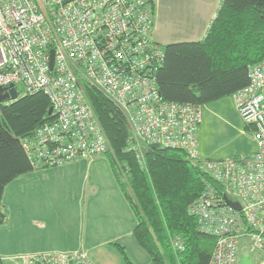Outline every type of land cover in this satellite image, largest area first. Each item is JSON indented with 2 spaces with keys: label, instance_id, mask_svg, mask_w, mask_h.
I'll list each match as a JSON object with an SVG mask.
<instances>
[{
  "label": "built area",
  "instance_id": "built-area-1",
  "mask_svg": "<svg viewBox=\"0 0 264 264\" xmlns=\"http://www.w3.org/2000/svg\"><path fill=\"white\" fill-rule=\"evenodd\" d=\"M153 5L155 0H0V86L4 93L14 86L19 98L45 93L54 116L23 139L34 168L108 150L87 87L126 115L137 143L133 149L139 142L159 143L199 160L201 107L166 101L159 91L157 72L166 54L152 38ZM249 78L234 98L245 123L254 127L257 148L238 162L205 161L216 184L206 182L190 207L199 230L217 239L209 264H241L243 240L261 252L257 264H264V60L250 67ZM174 244L185 249L180 237ZM23 258L27 264H94L83 250Z\"/></svg>",
  "mask_w": 264,
  "mask_h": 264
},
{
  "label": "trees",
  "instance_id": "trees-1",
  "mask_svg": "<svg viewBox=\"0 0 264 264\" xmlns=\"http://www.w3.org/2000/svg\"><path fill=\"white\" fill-rule=\"evenodd\" d=\"M164 49L165 62L157 81L166 101L193 103L202 109L204 103L232 95L249 85L250 67L264 60V0H223L204 39L168 43ZM87 93L116 152L109 156L110 163L135 212L134 232L140 246L155 264H209L217 239L200 231L197 217L189 211L206 182L216 184L205 161L193 160L183 149L145 145L142 163L129 149L131 129L126 115L99 90L87 87ZM50 110L43 92L0 104V227L9 217L2 202L6 186L35 170L23 139L54 119ZM247 127L254 131L252 125ZM120 162L127 169L126 182ZM177 237L184 250L175 246ZM118 248L134 264L125 248ZM0 264H5L2 257Z\"/></svg>",
  "mask_w": 264,
  "mask_h": 264
},
{
  "label": "crops",
  "instance_id": "crops-1",
  "mask_svg": "<svg viewBox=\"0 0 264 264\" xmlns=\"http://www.w3.org/2000/svg\"><path fill=\"white\" fill-rule=\"evenodd\" d=\"M222 1L155 0L154 40L165 45L155 28L172 22H185L186 32L200 35L183 41L204 39ZM2 202L9 211L7 223L0 227V257L5 264H25L23 257L36 253L73 250L85 251L94 264H132L118 245L134 264H155L137 241L135 212L107 157L30 171L6 186Z\"/></svg>",
  "mask_w": 264,
  "mask_h": 264
},
{
  "label": "rangeland",
  "instance_id": "rangeland-1",
  "mask_svg": "<svg viewBox=\"0 0 264 264\" xmlns=\"http://www.w3.org/2000/svg\"><path fill=\"white\" fill-rule=\"evenodd\" d=\"M180 25L174 22L168 25L159 24L156 25L155 33L164 44L173 43L174 41L196 40L198 39V36H200L192 32H186L184 29L186 25L185 22L180 23ZM18 88L21 92L23 91L21 85H18ZM202 119L203 123L201 125L202 128L200 133V152L206 151L210 155H205L202 154V152H199V160L225 162L233 160L236 157H246L256 150L257 144L254 139V131L252 128L247 127V124L243 120L240 111L237 108L234 94L204 103L202 105ZM105 134L108 137L109 148L101 156L105 158L107 157L110 161L109 156H116V152L113 149L111 140L106 131ZM131 134L128 138L129 149L136 153L137 149L141 158H144L146 144L139 142V145L141 146L133 149L134 147L132 148V145L137 143L134 140H131L133 136V134ZM140 156H138L139 160ZM117 164L123 177L122 179L126 182L128 178L126 172L127 169H123L121 167L123 166L121 162ZM59 167L60 166H49L45 168H35V171L44 169L56 170ZM80 170H83L82 167ZM10 188H12V185ZM259 253L261 252L251 247L250 242L243 240L240 252L241 264H257ZM25 264H27V262H25Z\"/></svg>",
  "mask_w": 264,
  "mask_h": 264
},
{
  "label": "water",
  "instance_id": "water-1",
  "mask_svg": "<svg viewBox=\"0 0 264 264\" xmlns=\"http://www.w3.org/2000/svg\"><path fill=\"white\" fill-rule=\"evenodd\" d=\"M70 0H66V2H68ZM52 63H53V53H52ZM6 90V88H2L0 86V104L7 101V100H18L19 96H18V91L16 90V88L14 86L11 87L9 92L4 93L3 91ZM50 112L52 113V108L50 110ZM151 148H159L160 144L159 143H153L150 145ZM229 205H231L232 207H234L235 209H240L239 203L238 202H233L231 200H228Z\"/></svg>",
  "mask_w": 264,
  "mask_h": 264
}]
</instances>
